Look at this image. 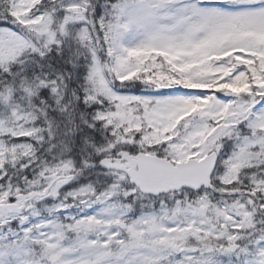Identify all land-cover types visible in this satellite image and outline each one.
Instances as JSON below:
<instances>
[{"label": "snow or ice", "instance_id": "obj_1", "mask_svg": "<svg viewBox=\"0 0 264 264\" xmlns=\"http://www.w3.org/2000/svg\"><path fill=\"white\" fill-rule=\"evenodd\" d=\"M0 264H264V0H0Z\"/></svg>", "mask_w": 264, "mask_h": 264}]
</instances>
